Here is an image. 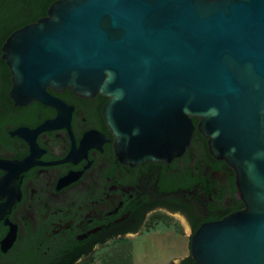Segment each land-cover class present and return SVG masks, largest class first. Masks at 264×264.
Instances as JSON below:
<instances>
[{
  "label": "water",
  "instance_id": "95a60500",
  "mask_svg": "<svg viewBox=\"0 0 264 264\" xmlns=\"http://www.w3.org/2000/svg\"><path fill=\"white\" fill-rule=\"evenodd\" d=\"M1 51L15 105L107 96L123 162L182 155L197 118L245 208L201 225L191 258L264 264V0H56Z\"/></svg>",
  "mask_w": 264,
  "mask_h": 264
},
{
  "label": "flooded vegetation",
  "instance_id": "af4514ba",
  "mask_svg": "<svg viewBox=\"0 0 264 264\" xmlns=\"http://www.w3.org/2000/svg\"><path fill=\"white\" fill-rule=\"evenodd\" d=\"M11 86L10 68L0 64V264L57 254L78 263L101 248L144 235L158 243L167 233L188 237L190 248L201 225L245 208L236 170L211 153L197 118L182 155L131 164L118 156L107 96L48 88L55 103L18 106Z\"/></svg>",
  "mask_w": 264,
  "mask_h": 264
},
{
  "label": "rangeland",
  "instance_id": "374dc122",
  "mask_svg": "<svg viewBox=\"0 0 264 264\" xmlns=\"http://www.w3.org/2000/svg\"><path fill=\"white\" fill-rule=\"evenodd\" d=\"M124 246L101 248L77 264H106L109 255L122 251H126L132 264H182L184 258L190 255L188 237H175L168 233L158 243L148 240V236L144 235Z\"/></svg>",
  "mask_w": 264,
  "mask_h": 264
},
{
  "label": "trees",
  "instance_id": "16d2710c",
  "mask_svg": "<svg viewBox=\"0 0 264 264\" xmlns=\"http://www.w3.org/2000/svg\"><path fill=\"white\" fill-rule=\"evenodd\" d=\"M54 1L56 0H0V64L6 63L5 60L1 59V47L7 37L15 30L46 15L49 6ZM124 245L120 244L117 247L125 248ZM78 257L57 254L44 261L40 260L39 264H77ZM109 257V260L105 259L106 264H132L126 255V251L109 255ZM182 264H193V259L189 257Z\"/></svg>",
  "mask_w": 264,
  "mask_h": 264
}]
</instances>
